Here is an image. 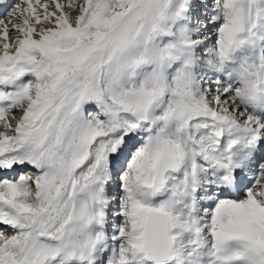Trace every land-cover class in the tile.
Segmentation results:
<instances>
[{
	"label": "snow or ice",
	"instance_id": "6c2138e0",
	"mask_svg": "<svg viewBox=\"0 0 264 264\" xmlns=\"http://www.w3.org/2000/svg\"><path fill=\"white\" fill-rule=\"evenodd\" d=\"M0 9V264H264V0Z\"/></svg>",
	"mask_w": 264,
	"mask_h": 264
},
{
	"label": "rangeland",
	"instance_id": "374dc122",
	"mask_svg": "<svg viewBox=\"0 0 264 264\" xmlns=\"http://www.w3.org/2000/svg\"><path fill=\"white\" fill-rule=\"evenodd\" d=\"M15 0H9V2L10 3H13ZM3 14V11L1 12V14L0 15H2Z\"/></svg>",
	"mask_w": 264,
	"mask_h": 264
},
{
	"label": "bare ground",
	"instance_id": "6f19581e",
	"mask_svg": "<svg viewBox=\"0 0 264 264\" xmlns=\"http://www.w3.org/2000/svg\"><path fill=\"white\" fill-rule=\"evenodd\" d=\"M13 3H15V1ZM2 11H3V9H0V14H1Z\"/></svg>",
	"mask_w": 264,
	"mask_h": 264
}]
</instances>
